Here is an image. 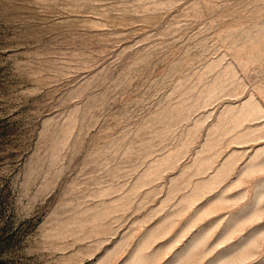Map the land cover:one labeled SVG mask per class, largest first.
I'll return each instance as SVG.
<instances>
[{"label":"rangeland","instance_id":"1","mask_svg":"<svg viewBox=\"0 0 264 264\" xmlns=\"http://www.w3.org/2000/svg\"><path fill=\"white\" fill-rule=\"evenodd\" d=\"M261 225L264 0H0V264H264Z\"/></svg>","mask_w":264,"mask_h":264},{"label":"snow or ice","instance_id":"2","mask_svg":"<svg viewBox=\"0 0 264 264\" xmlns=\"http://www.w3.org/2000/svg\"><path fill=\"white\" fill-rule=\"evenodd\" d=\"M250 211H251V205H249V206L246 207V208H242V209L239 211V213H238V215H237V217H236V220H240V219H243V218L248 217ZM234 222H235V221H234ZM248 223H249V226H251V224L254 223V221H248ZM261 227H264V225H261Z\"/></svg>","mask_w":264,"mask_h":264}]
</instances>
